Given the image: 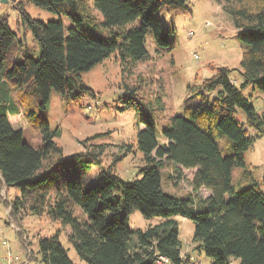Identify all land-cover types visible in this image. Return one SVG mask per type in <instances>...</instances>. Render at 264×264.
I'll return each instance as SVG.
<instances>
[{
	"label": "trees",
	"instance_id": "trees-1",
	"mask_svg": "<svg viewBox=\"0 0 264 264\" xmlns=\"http://www.w3.org/2000/svg\"><path fill=\"white\" fill-rule=\"evenodd\" d=\"M25 1L59 19L33 18ZM215 1L239 31L242 87L264 91V0ZM14 6L18 26L33 34L40 52L35 55L19 38L7 15L0 17V190L6 185L19 192L9 202L11 219L30 211L61 222L70 228L68 240L87 264H155L164 259L191 264L183 253L176 219L181 217L194 223L193 241L212 264H231L232 259L264 264V193L244 156L264 135V106L258 113L228 67H215V74L193 90L183 113L162 128L164 142L157 138L146 96L139 97L136 87L126 88L120 109L135 111L144 126L137 135L144 165L138 171L141 178L132 181L109 168L85 183L82 175L101 163V151L64 157L56 141L61 129H52L48 121L52 93L67 103L93 96L83 74L111 55L118 53L123 68L134 69L149 59L148 35L159 49L171 50L157 13L163 7L188 8L187 0H21ZM21 110L24 120L13 121ZM239 110L246 124L237 120ZM27 124L40 130V148L24 141ZM249 129L256 131L255 137ZM219 137L228 144L220 145ZM228 146L231 153L222 150ZM167 164L180 179L182 170H195L191 195L179 198L164 192L162 169ZM236 168L243 169L237 177ZM203 189L210 192L206 198L200 195ZM134 210L163 221L131 231L128 216ZM39 254L44 264H75L59 236L40 239Z\"/></svg>",
	"mask_w": 264,
	"mask_h": 264
},
{
	"label": "rangeland",
	"instance_id": "rangeland-1",
	"mask_svg": "<svg viewBox=\"0 0 264 264\" xmlns=\"http://www.w3.org/2000/svg\"><path fill=\"white\" fill-rule=\"evenodd\" d=\"M0 0V17L7 15L10 27L24 39L27 46L38 55L40 46L30 31H26L19 22V11L14 3L21 0ZM188 8L163 7L157 13L169 33L171 50L159 49L154 38L148 35L146 48L149 59L139 62L134 69H124L118 53L111 55L91 71L83 74L85 84L94 91L93 96H86L80 102L67 103L53 92L47 106V117L52 129H61L57 144L64 150V157L101 151L100 164L82 175L87 184L93 183L102 170L111 168L122 180L132 181L141 178L139 169L144 165L142 152L137 147V135L144 126L140 124L135 111H122L121 97L126 88L136 87L139 97L148 99L153 108L157 138L164 142L162 128L173 117L183 113L187 99L193 90L203 81L215 74V67H228L231 79L242 87L244 78L240 62L244 48L238 38L231 15L215 0H187ZM26 11L35 19L56 21L59 17L25 1ZM94 14L102 18L97 12ZM68 24V21L65 20ZM242 93L262 113L264 91L255 90L252 85L242 87ZM160 102V103H159ZM237 120L246 124L242 110L237 113ZM24 120L20 111L15 120ZM256 136L254 129H249ZM24 141L36 148L42 146L40 130L29 124L25 125ZM228 144V140L219 137ZM87 146V147H86ZM222 148V147H221ZM222 150L231 153L230 146ZM245 162L260 183L264 193V135L257 137L253 147L245 153ZM119 157V160L117 158ZM243 171L236 168L234 176ZM79 169L76 173L80 174ZM180 179L176 170L167 164L162 169L164 192L179 198L193 193L191 179L195 170H182ZM170 176V177H169ZM210 192L203 189L200 195L206 198ZM19 192L3 185L0 190V264L8 263V254L13 255L14 264H44L39 254V241L42 238L59 236L75 264H87L82 261L68 240L70 228H64L59 221L54 222L48 216L39 217L30 211L18 215L17 220L9 216V202ZM180 224V237L183 253L189 255L191 264H212L204 251L197 248L193 241L194 223L186 218L177 217ZM162 218H147L134 210L128 216L131 231L146 230L160 224ZM33 253V254H31ZM30 256V257H29ZM155 264H172L164 259ZM231 264H240L232 259Z\"/></svg>",
	"mask_w": 264,
	"mask_h": 264
},
{
	"label": "built area",
	"instance_id": "built-area-1",
	"mask_svg": "<svg viewBox=\"0 0 264 264\" xmlns=\"http://www.w3.org/2000/svg\"><path fill=\"white\" fill-rule=\"evenodd\" d=\"M13 255L11 253L8 254V263L13 264Z\"/></svg>",
	"mask_w": 264,
	"mask_h": 264
},
{
	"label": "water",
	"instance_id": "water-1",
	"mask_svg": "<svg viewBox=\"0 0 264 264\" xmlns=\"http://www.w3.org/2000/svg\"><path fill=\"white\" fill-rule=\"evenodd\" d=\"M7 1L6 0H3L2 3H6Z\"/></svg>",
	"mask_w": 264,
	"mask_h": 264
},
{
	"label": "crops",
	"instance_id": "crops-1",
	"mask_svg": "<svg viewBox=\"0 0 264 264\" xmlns=\"http://www.w3.org/2000/svg\"><path fill=\"white\" fill-rule=\"evenodd\" d=\"M7 3V2H6ZM14 264V263H13Z\"/></svg>",
	"mask_w": 264,
	"mask_h": 264
}]
</instances>
